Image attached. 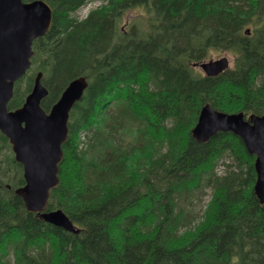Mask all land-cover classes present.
Here are the masks:
<instances>
[{
	"label": "trees",
	"instance_id": "obj_1",
	"mask_svg": "<svg viewBox=\"0 0 264 264\" xmlns=\"http://www.w3.org/2000/svg\"><path fill=\"white\" fill-rule=\"evenodd\" d=\"M44 1L50 28L33 41L7 106L23 103L38 72L46 112L72 79L86 78L46 206L78 232L27 211L14 193L22 165L0 131V264H264L255 156L231 131L205 142L191 135L205 103L264 114V0ZM91 1L98 6L78 18ZM210 50L229 52L231 67L195 70ZM208 188L198 219L190 207Z\"/></svg>",
	"mask_w": 264,
	"mask_h": 264
},
{
	"label": "water",
	"instance_id": "obj_2",
	"mask_svg": "<svg viewBox=\"0 0 264 264\" xmlns=\"http://www.w3.org/2000/svg\"><path fill=\"white\" fill-rule=\"evenodd\" d=\"M50 24L51 8L44 0H0V131L9 140L15 160L22 164L25 183L15 188L14 193L22 199L27 211L77 233L78 229L61 208L46 210V206L50 190L59 182L58 164L67 138L69 112L82 97L86 78L72 79L45 112L40 103L48 90L38 72L22 105L14 110L7 108L15 81L30 67L33 40L43 36ZM192 65L207 76L218 75L230 66L226 56ZM218 131H231L239 136L247 152L255 156L253 192L259 203L264 204V114L228 113L214 109L209 103L202 105L191 135L205 142Z\"/></svg>",
	"mask_w": 264,
	"mask_h": 264
},
{
	"label": "rangeland",
	"instance_id": "obj_3",
	"mask_svg": "<svg viewBox=\"0 0 264 264\" xmlns=\"http://www.w3.org/2000/svg\"><path fill=\"white\" fill-rule=\"evenodd\" d=\"M99 4V1H91V2H88L86 3L84 6L80 7L76 12H75V15L78 17V18H82L86 15V13L98 6ZM137 10L133 11V12H127L125 13L123 16H122V19L120 21V26H124V28H128L130 23L133 21V17H134V14H136ZM138 13H140V11H138ZM244 29H252V25L249 24L247 26L244 27ZM209 56L208 58H205L204 60L202 61H207L208 59H216V58H220L222 56H226L229 60V64L232 65L233 63V56L227 52V51H217V50H210L209 52ZM195 70H197L198 72L200 73H203L202 70L198 67H194ZM32 89V88H31ZM26 96V95H25ZM223 169H224V165L222 164V162H219L217 164V167H216V172L217 174H220L223 172ZM210 195H211V189H206L202 194H201V198L200 199H197V201L194 202V204L192 205V207H190V211L191 212H194L192 216H195L196 218L199 219V217L201 216V213L207 203V201L209 200L210 198ZM189 211V212H190Z\"/></svg>",
	"mask_w": 264,
	"mask_h": 264
}]
</instances>
